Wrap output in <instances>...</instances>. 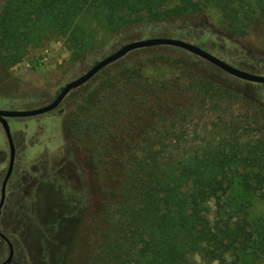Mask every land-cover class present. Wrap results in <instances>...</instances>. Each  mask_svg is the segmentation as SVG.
Returning <instances> with one entry per match:
<instances>
[{
  "label": "trees",
  "instance_id": "obj_1",
  "mask_svg": "<svg viewBox=\"0 0 264 264\" xmlns=\"http://www.w3.org/2000/svg\"><path fill=\"white\" fill-rule=\"evenodd\" d=\"M156 25L230 40L264 72V0H4L0 66L51 40L74 63H94L98 33L131 39ZM191 56L138 49L62 100L88 203L30 241V264H264V221L229 199L236 182L264 191V106L178 59Z\"/></svg>",
  "mask_w": 264,
  "mask_h": 264
},
{
  "label": "rangeland",
  "instance_id": "obj_2",
  "mask_svg": "<svg viewBox=\"0 0 264 264\" xmlns=\"http://www.w3.org/2000/svg\"><path fill=\"white\" fill-rule=\"evenodd\" d=\"M3 2L4 0H0V8ZM210 16L212 21L218 23L219 15L216 11H211ZM137 35L139 36L125 39L98 33L93 45L94 51L100 54L96 60L133 40L167 37L198 45L205 52L237 69L264 75L256 66V61L250 59L238 44L210 32L199 35L193 30L175 31L166 25H156L138 30ZM191 57L178 59H195L209 71L216 72L228 85L241 92L251 93H244L245 100L250 102L251 96L258 101V105L264 106V85L254 84L256 86L248 88L245 85L247 82L228 76L193 55ZM91 64V59L89 64L74 63L65 47L53 40L40 48L30 50L17 64L8 68L0 66V110H30L49 103L57 89L82 74ZM233 104L234 116H242L245 110L243 102L238 99ZM66 111L65 104L61 101L56 109L47 114L24 119H7L15 160L6 184V200L0 212V232L12 246L10 264H30V241H34L40 234L49 235L53 231L50 224L57 217L75 215L88 203L79 156L64 138L61 128ZM237 118L243 122V118ZM248 129L252 134L258 132L253 125ZM259 130L264 135V125ZM7 157V142L0 126V182L7 167ZM255 187L251 180L236 182L230 188L229 199L232 208L245 203L249 219L257 223L264 221V191L260 196ZM7 253V246L0 239V262L6 258Z\"/></svg>",
  "mask_w": 264,
  "mask_h": 264
},
{
  "label": "water",
  "instance_id": "obj_3",
  "mask_svg": "<svg viewBox=\"0 0 264 264\" xmlns=\"http://www.w3.org/2000/svg\"><path fill=\"white\" fill-rule=\"evenodd\" d=\"M158 46H168V47L181 49L205 61L206 63L210 64L211 66L215 67L216 69H218L219 71L223 72L228 76H231L235 79L247 83L264 85V75L253 74L237 69L223 62L222 60L214 57L213 55L205 52L196 45L191 44L189 42H185L183 40L167 38V37H151V38L133 40L124 43L115 50H113L112 52L96 60L82 74L66 82L49 103L30 110H0V126L5 136L7 142V148H8L7 167L0 184V209L4 202L5 185L10 176L13 167V160H14V147H13L9 127L7 124V119L9 118L24 119V118H31V117L47 114L53 111L54 109H56L68 93L87 83L98 72H100L108 65L118 61L119 59L123 58L125 55H127L128 53L134 50L152 48ZM0 238L5 242L8 248L7 256L0 264H10L13 255L12 246L8 241V239L1 233H0Z\"/></svg>",
  "mask_w": 264,
  "mask_h": 264
},
{
  "label": "flooded vegetation",
  "instance_id": "obj_4",
  "mask_svg": "<svg viewBox=\"0 0 264 264\" xmlns=\"http://www.w3.org/2000/svg\"><path fill=\"white\" fill-rule=\"evenodd\" d=\"M198 47V46H197ZM201 49V48H200ZM68 95V94H67ZM66 95V96H67ZM54 98V97H53ZM59 106V105H58ZM8 149V148H7ZM14 160H15V150H14ZM14 160H13V162H14ZM7 162H8V157H7ZM13 168V167H12ZM6 171V170H5ZM11 172H12V170H11ZM5 174V173H4ZM11 174V173H10ZM4 176V175H3ZM10 177V176H9ZM9 179V178H8ZM2 181V180H1ZM8 181V180H7ZM0 184H1V182H0ZM6 184H7V182H6ZM6 186L7 185H5V190H4V193H5V195H4V202H5V200H6ZM4 202H3V205H4ZM3 205H2V207H3ZM2 207H1V209H2ZM1 209H0V212H1ZM1 233V232H0ZM2 234V233H1ZM1 239V238H0ZM2 240V239H1ZM3 241V240H2ZM4 242V241H3ZM5 243V242H4ZM11 244V243H10ZM7 246V245H6ZM12 260V259H11ZM1 263V262H0ZM11 263V262H10Z\"/></svg>",
  "mask_w": 264,
  "mask_h": 264
}]
</instances>
